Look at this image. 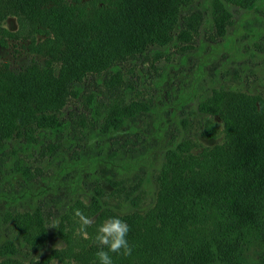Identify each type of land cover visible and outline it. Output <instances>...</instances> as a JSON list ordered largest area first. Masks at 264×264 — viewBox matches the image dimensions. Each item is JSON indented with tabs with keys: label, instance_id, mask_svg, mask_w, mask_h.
Segmentation results:
<instances>
[{
	"label": "rangeland",
	"instance_id": "374dc122",
	"mask_svg": "<svg viewBox=\"0 0 264 264\" xmlns=\"http://www.w3.org/2000/svg\"><path fill=\"white\" fill-rule=\"evenodd\" d=\"M11 1L0 0V81L38 76V87L46 90L56 77L65 92L58 94L62 97L52 108L34 105L22 120L9 117L12 123L7 128L12 133L2 136L8 148L1 154L5 162L0 166V264H66L69 252L74 259L68 264H99L95 254L102 246L95 241L97 228L116 215L130 226L127 239L133 253H110L113 262L142 259L139 238L152 230L148 223L157 213L159 193L172 199L168 191L174 182L166 168L169 151L186 142L183 155L188 161L197 158L193 162L200 161L205 173L212 166V153L226 145L222 120L200 111L199 103L216 89L229 111L239 115L250 108L261 111L264 0L250 6L226 2L232 16L222 28L214 26L210 0H191L180 7L167 45L150 44L142 52L114 59L102 70L91 68L79 78L69 76L67 84L60 76L66 70V32L40 15L34 20L18 15L20 9ZM44 13L49 15L46 8ZM90 94L109 104L144 100L150 109L118 130H101L86 103ZM0 99V111L10 106L1 90ZM41 115L48 119L55 115L70 125L53 131ZM206 118H212L220 132L213 139L203 135ZM15 153L31 170L29 182L22 174L7 173ZM110 179H125V188L115 193ZM139 190L144 197L134 207L125 194L135 191L134 196ZM94 197L100 207L88 217L90 226L82 228L78 217L69 219L70 206L78 201L90 204ZM36 209L45 220L47 239L31 246L20 230ZM136 225L142 230L133 234ZM156 234L162 238L161 232ZM252 248L243 264L257 263Z\"/></svg>",
	"mask_w": 264,
	"mask_h": 264
},
{
	"label": "trees",
	"instance_id": "16d2710c",
	"mask_svg": "<svg viewBox=\"0 0 264 264\" xmlns=\"http://www.w3.org/2000/svg\"><path fill=\"white\" fill-rule=\"evenodd\" d=\"M190 1L66 0V4H63V0L11 2L17 10L20 9L18 15L22 13L31 20L40 15L44 20L51 19L66 32V70L62 69L60 76L66 78L67 84L69 76L79 78L91 68L102 70L114 59L142 52L150 44L167 45L172 40L180 7ZM256 1L210 0L214 26L222 28L231 18L226 2L250 6ZM49 3L52 6L48 7ZM45 8L49 15L44 13ZM20 23L22 28L23 20ZM30 39L34 41L35 36H30ZM114 68L117 69L118 65H114ZM39 83L38 76L32 78L26 75L14 76L10 83L4 79L0 81V90L5 92L6 102L10 105L0 111L1 167L5 162L1 154L8 148L6 142H2V136L7 138L12 133L7 128L12 123L10 119L22 120L23 113L31 114L34 105L38 108H52L62 97L58 98V94L65 92V85L59 78L49 80L46 90L42 86L38 87ZM222 96L218 90H213L211 95L199 103V109L222 120L226 145L212 153V166L206 174L201 171L203 166L200 161L197 164L193 162L197 158L188 161V156L183 155L186 142H181L169 151L166 168L170 170L168 174L174 182L168 191L172 199L164 195V191L159 193L157 213L148 223L152 230L139 238L145 255H137H141L142 259H127V262L116 261L114 264H243L248 251L253 250L252 247L257 252L256 264H264V101H260V113L250 108L244 113L241 111L239 115L229 111ZM86 103L93 120L101 123V130L107 131L118 130L150 109L144 100L109 104L102 103L95 94L88 95ZM39 118L43 121L47 119L48 127L53 131L66 130L70 125L55 115L49 119L44 115ZM206 121L207 129L203 135L210 139L217 137L220 132L216 122L212 118H206ZM178 158L182 160L176 161ZM12 160L7 173L22 174L25 182H29L32 176L29 166L18 153L14 154ZM172 166L177 167L175 173L171 171ZM126 182L125 179L109 180L115 193L124 189ZM133 193L135 191L127 192L125 199L138 207L139 200L144 197L143 190L137 191L134 196ZM98 207L100 202L96 197L90 204L78 201L68 209V217L76 218L78 209L89 217L94 215ZM128 221L131 223V220ZM132 228L133 234L142 230L137 225ZM156 231L162 233V238L155 236ZM20 234L31 246L44 244L47 239L45 220L37 209L29 215ZM137 251L141 252L140 249ZM72 258L74 256L69 252L66 264Z\"/></svg>",
	"mask_w": 264,
	"mask_h": 264
},
{
	"label": "clouds",
	"instance_id": "9594fccd",
	"mask_svg": "<svg viewBox=\"0 0 264 264\" xmlns=\"http://www.w3.org/2000/svg\"><path fill=\"white\" fill-rule=\"evenodd\" d=\"M75 215L80 219L82 228H87L91 220L81 210H76ZM130 231L129 224L119 215L110 216L97 228L95 241L98 244L96 257L99 264H114L110 253L129 256L132 252L127 236Z\"/></svg>",
	"mask_w": 264,
	"mask_h": 264
}]
</instances>
